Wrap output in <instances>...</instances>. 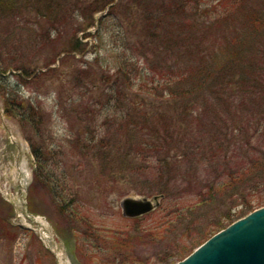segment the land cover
I'll list each match as a JSON object with an SVG mask.
<instances>
[{"label":"trees","instance_id":"trees-1","mask_svg":"<svg viewBox=\"0 0 264 264\" xmlns=\"http://www.w3.org/2000/svg\"><path fill=\"white\" fill-rule=\"evenodd\" d=\"M115 1L110 0L92 13L90 25L78 29L71 38L68 53H85L88 45L83 44L78 33L93 28V17L105 12ZM124 1H130L132 6H143L141 20L147 23V28L141 39L131 45L128 31L122 28L123 40L127 42L118 53L119 62L100 76L92 73L94 85L87 83L88 90L92 87L101 93L99 100L88 101L80 108L89 126L93 125L89 127L90 139L84 150L87 156L98 163L104 175L112 176L120 171L132 173L133 167L149 174L152 180L148 181L153 187L146 195L164 196L173 202L178 219L184 211L192 212L201 207L202 203L190 207L179 202L189 195L196 198L204 195L207 197L204 201L218 208L226 203L223 199L241 197L242 191L264 186V149L260 145L257 149L254 144L258 137L264 141V0H217L215 21L186 22L182 15L188 10L195 12L194 17L199 16L194 1L187 0L184 5L169 8L163 2L158 5L157 0ZM83 2L0 0V25L10 21L21 29L17 20L24 14H34L57 30L65 26V18L82 11ZM115 7L110 9L107 18ZM211 12L205 15L210 17ZM106 17L99 22L98 36ZM23 27L28 29L27 25ZM89 37L92 36H86ZM42 40L45 41L43 37ZM141 60L144 65H140ZM4 63L0 62L2 66ZM8 69L0 68V81ZM29 74L24 72L25 77ZM75 89L82 91L83 87ZM5 91L9 113L20 122H34L33 112L37 109L33 104L19 102L18 95L8 89ZM81 95L85 100L87 94ZM109 111L112 112L104 114ZM36 126L40 128L41 121ZM37 152L33 146L36 175L47 165L44 161L39 164ZM231 165L237 169L230 168ZM196 177L227 179L220 185L217 182L205 184L194 193L189 188H193ZM180 190L183 196L176 194ZM2 203L12 210L9 204ZM256 203L245 205L247 215L263 208L264 202ZM9 215L4 217L7 222ZM51 223L68 247H76L79 256L78 237L74 239L75 244L69 242L70 235L77 236V233L61 231ZM220 231L209 234L200 245ZM111 233L105 230L103 236L95 234L102 238L103 249L107 251L118 245L117 235H109ZM129 235L124 233L121 238L129 241L131 249L133 238ZM177 255L173 253L167 260ZM184 259L180 257L179 262Z\"/></svg>","mask_w":264,"mask_h":264},{"label":"rangeland","instance_id":"rangeland-1","mask_svg":"<svg viewBox=\"0 0 264 264\" xmlns=\"http://www.w3.org/2000/svg\"><path fill=\"white\" fill-rule=\"evenodd\" d=\"M83 1L82 11H77L72 18H65V26L57 30L34 14H24L17 20L21 29L10 21L0 25V62H5L3 66L0 64V68H9L0 81V264H57L53 252L49 251L56 248L58 255H62L61 264H65L68 256L65 247L68 253L74 254L75 264H178L180 257L187 258L211 234L245 218L248 214L246 206L250 202H264V186L249 192L242 191L241 197L223 199L226 203L218 208L209 205L208 200L204 201L207 198L204 195L198 198L189 195L179 202L190 207L202 203L201 207L192 212L184 211L179 219L172 207L175 204L164 196L159 208L145 218H138L139 221L129 222L130 219L123 216L121 202L125 198L152 200L156 197L146 195L153 187L149 182L152 177L134 167L132 173L120 171L116 175H104L98 163L84 151L93 125L89 126V120L80 108L88 101L100 99L101 93L92 87L88 90L87 83L94 85L92 73L100 76L119 62L118 53L123 51L127 42L122 37L124 31H128L131 45V42L141 39L147 23L141 20L143 6L116 0L111 16L106 17L114 4L93 17V28L78 31L79 39L88 47L84 54L73 55L68 51L75 32L87 28L92 21V13L110 0ZM186 1L157 0V3L163 2L169 8L184 5ZM191 1H194L199 16L194 17L195 12L188 10L182 15L184 22L196 19L215 21L217 0ZM208 11H212L210 17L205 15ZM104 17L107 19L98 36L99 22ZM25 25L27 30L23 29ZM87 35L92 37L86 38ZM140 65H144L143 60ZM24 72L30 76L25 77ZM96 84L99 85L100 81ZM4 85L6 88L2 87ZM77 86L83 90H76ZM6 89L18 95L19 102L32 103L37 109L33 112L32 124L20 122L9 113ZM82 93L87 94L85 100ZM39 121L42 123L40 128L36 126ZM254 144L257 149L259 145L264 149V141L259 137ZM33 146L38 151L39 164H43L42 161L47 163L46 169H39L37 175ZM230 168L237 169L235 165ZM196 178L193 188H189L194 193L205 184L217 182L220 185L227 179ZM176 194L182 195V191ZM27 210L41 215H32L26 223L19 216ZM9 213L7 222L5 218ZM37 216L42 219L36 221ZM41 221L56 239L57 246L51 245L53 247L49 250L35 236L39 229H44L38 224ZM50 221L61 231L77 233V236L70 235L69 242L75 244L74 239L78 237L79 256L74 245H65V240L54 231ZM105 230L112 232L109 235H117L115 242L118 245L112 251L103 249L104 241L95 236L96 233L105 235ZM124 233L133 238L131 243L134 247L131 249L129 241L127 243L121 238ZM173 253L178 254L177 257L167 260ZM58 255L55 254L56 258Z\"/></svg>","mask_w":264,"mask_h":264},{"label":"water","instance_id":"water-1","mask_svg":"<svg viewBox=\"0 0 264 264\" xmlns=\"http://www.w3.org/2000/svg\"><path fill=\"white\" fill-rule=\"evenodd\" d=\"M162 198H125L121 202L123 216L137 219L149 215L159 208ZM178 264H264V208L218 233Z\"/></svg>","mask_w":264,"mask_h":264},{"label":"bare ground","instance_id":"bare-ground-1","mask_svg":"<svg viewBox=\"0 0 264 264\" xmlns=\"http://www.w3.org/2000/svg\"><path fill=\"white\" fill-rule=\"evenodd\" d=\"M29 202H30V198H29ZM31 204V203H30ZM46 237L48 238V236L46 235ZM58 250V248H56V251Z\"/></svg>","mask_w":264,"mask_h":264}]
</instances>
